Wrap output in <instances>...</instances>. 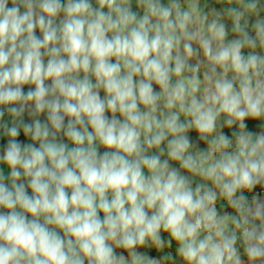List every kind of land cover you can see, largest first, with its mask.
Instances as JSON below:
<instances>
[{
    "label": "clouds",
    "instance_id": "1",
    "mask_svg": "<svg viewBox=\"0 0 264 264\" xmlns=\"http://www.w3.org/2000/svg\"><path fill=\"white\" fill-rule=\"evenodd\" d=\"M213 4L0 0V264H264V0Z\"/></svg>",
    "mask_w": 264,
    "mask_h": 264
},
{
    "label": "crops",
    "instance_id": "2",
    "mask_svg": "<svg viewBox=\"0 0 264 264\" xmlns=\"http://www.w3.org/2000/svg\"><path fill=\"white\" fill-rule=\"evenodd\" d=\"M212 1H213V0H212ZM208 6H209V8H211V7H214L215 5L213 4V2H210V5H208ZM132 7H133V11H138L134 3H133V6H132ZM22 11H23V9H22ZM139 14H142V12H140ZM229 28H230V25H229ZM36 34H37L38 36L40 35V33H39L38 30H37V33H36ZM232 38H234V36L230 33L228 39H232ZM46 60H47V58H45V62H46ZM48 83H51V81H48ZM30 87H34V86L25 85L23 90H24L25 92H27V91L29 90ZM102 92H103V91H102ZM101 96L103 97L104 94L101 95ZM107 115L111 116V113H108ZM3 119H4V121H8V122L10 123L11 118H10V116L7 114V112H5V116H4ZM23 119L25 120V122H31L33 118H32L31 116H29V115H28V112L26 111L25 114H24ZM39 119H41V121H44V120L46 119V114H42V115L39 117ZM193 135H194V134H193ZM6 139H7V138L4 137V136L2 135V130H0V154H2V152H3L4 146H5V144H6ZM60 139H62L63 142H65V143L68 142V141H66V138H64L63 136H61ZM18 140H21V141H24V140H25V137H24L22 131H21V135L18 137ZM27 142H30V141H27ZM202 146H203V145H202ZM69 147H72V145L69 144ZM100 151L103 152L104 149L101 148ZM173 167H178V165L173 164ZM0 168L3 169V172H4L5 176L7 177L9 170H8L6 167H3L2 165H0ZM5 182L8 183L7 180H6ZM24 182L26 183V181H24ZM28 193H29V195H31V189H28ZM101 216H102V214H101ZM61 234H62V233H61Z\"/></svg>",
    "mask_w": 264,
    "mask_h": 264
},
{
    "label": "rangeland",
    "instance_id": "3",
    "mask_svg": "<svg viewBox=\"0 0 264 264\" xmlns=\"http://www.w3.org/2000/svg\"><path fill=\"white\" fill-rule=\"evenodd\" d=\"M210 2H213L212 0H207V3H208V5H210ZM154 88H156V90L157 91H159V88H158V86H155L154 85ZM104 93L101 91V95H103ZM66 141H67V139H66ZM68 143V142H67Z\"/></svg>",
    "mask_w": 264,
    "mask_h": 264
},
{
    "label": "built area",
    "instance_id": "4",
    "mask_svg": "<svg viewBox=\"0 0 264 264\" xmlns=\"http://www.w3.org/2000/svg\"><path fill=\"white\" fill-rule=\"evenodd\" d=\"M93 3H94V0H93ZM257 193H259V189H257ZM245 195H248L247 193H245Z\"/></svg>",
    "mask_w": 264,
    "mask_h": 264
}]
</instances>
